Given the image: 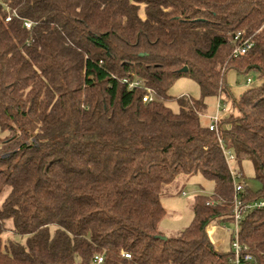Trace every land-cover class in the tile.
Instances as JSON below:
<instances>
[{
    "label": "trees",
    "instance_id": "16d2710c",
    "mask_svg": "<svg viewBox=\"0 0 264 264\" xmlns=\"http://www.w3.org/2000/svg\"><path fill=\"white\" fill-rule=\"evenodd\" d=\"M237 33L253 43L239 58ZM229 71L262 82L211 131L204 99L229 97ZM183 77L201 99L173 112ZM0 132V264H231L208 235L234 220L224 151L253 162L261 188L239 195V238L264 264V207L247 208L264 201V0H0ZM197 174L213 194L166 237L161 196Z\"/></svg>",
    "mask_w": 264,
    "mask_h": 264
},
{
    "label": "rangeland",
    "instance_id": "374dc122",
    "mask_svg": "<svg viewBox=\"0 0 264 264\" xmlns=\"http://www.w3.org/2000/svg\"><path fill=\"white\" fill-rule=\"evenodd\" d=\"M218 70L220 66L218 65ZM249 80V83H248ZM261 79L258 73L250 72L249 74L229 71L226 75V91L222 94L221 99L218 96H210L204 99L207 106V113L203 118V123L209 124L211 119L218 114L222 115L234 113L233 107L235 100L251 88L261 85ZM182 96L191 97L193 100L201 99V90L198 83L188 77L177 80L168 90L169 100L167 106L173 111H179L178 99ZM7 136V133L0 132V139ZM231 167L242 172L241 179L244 186L254 192L260 190L261 185L255 179V168L251 160H243L239 166L237 161L231 163ZM214 191V183L204 178L201 174L191 177L181 176L172 185H170L162 194L161 200L167 210L165 218L160 224V230L166 237L175 236L191 225L194 220L193 203L197 196H211ZM257 204V203H255ZM253 204V205H255ZM236 230L234 221L227 223H213L208 228V233L214 246L221 252L230 250L232 236L231 231Z\"/></svg>",
    "mask_w": 264,
    "mask_h": 264
},
{
    "label": "built area",
    "instance_id": "2783aa9c",
    "mask_svg": "<svg viewBox=\"0 0 264 264\" xmlns=\"http://www.w3.org/2000/svg\"><path fill=\"white\" fill-rule=\"evenodd\" d=\"M11 17L9 16L7 18V21H10ZM25 27L27 29L31 28V23L26 22ZM232 44L235 46L233 50V56L235 58H239L244 56L253 46L252 43V37L244 38L242 37V33H237L234 36V39L232 41ZM121 83L127 88L129 92H133L138 88H142L144 86L143 80L135 77L126 76L121 80ZM249 83V80H248ZM148 93L143 97V101L145 103L151 102L154 99V91L151 89H147ZM220 119V114H218L215 118L211 119L209 123V129L211 131L218 132V122ZM224 154L226 156L227 163L230 166V172L231 176L234 182V192H235V208H234V222L236 224V230L231 231L232 236V242L230 249L233 252L232 258H231V264H257L255 258L251 255L246 253L245 249L243 248L240 238H239V222L241 220V211H240V205L241 201L239 200V195L244 192L245 186L242 182L241 174L239 171L231 167V163L233 161H236L235 156L230 151H224ZM264 207V201H261L255 205L250 204L247 206V208H262ZM124 256L126 258H130L129 254H125ZM103 262V257L98 256L95 258L94 263L95 264H101Z\"/></svg>",
    "mask_w": 264,
    "mask_h": 264
},
{
    "label": "water",
    "instance_id": "95a60500",
    "mask_svg": "<svg viewBox=\"0 0 264 264\" xmlns=\"http://www.w3.org/2000/svg\"><path fill=\"white\" fill-rule=\"evenodd\" d=\"M187 70H188V69L185 67V68H183V69L181 70V72H184V73H185V72H187ZM160 238H161V239H166L165 236H161Z\"/></svg>",
    "mask_w": 264,
    "mask_h": 264
},
{
    "label": "crops",
    "instance_id": "0c3cea01",
    "mask_svg": "<svg viewBox=\"0 0 264 264\" xmlns=\"http://www.w3.org/2000/svg\"><path fill=\"white\" fill-rule=\"evenodd\" d=\"M211 225H212V224H211ZM211 225H210V226H211ZM210 226H209V227H210ZM208 235H209V233H208ZM215 248H216V247H215ZM216 249H217V248H216ZM217 250H218V249H217Z\"/></svg>",
    "mask_w": 264,
    "mask_h": 264
}]
</instances>
